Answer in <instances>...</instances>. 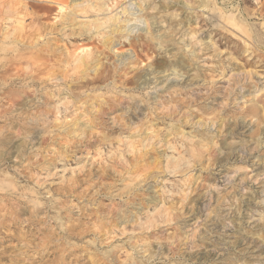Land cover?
<instances>
[{
  "label": "rangeland",
  "instance_id": "rangeland-1",
  "mask_svg": "<svg viewBox=\"0 0 264 264\" xmlns=\"http://www.w3.org/2000/svg\"><path fill=\"white\" fill-rule=\"evenodd\" d=\"M76 1L103 30L128 6ZM133 1L92 82L105 32L60 35L71 0H0V264H264V0Z\"/></svg>",
  "mask_w": 264,
  "mask_h": 264
},
{
  "label": "bare ground",
  "instance_id": "bare-ground-1",
  "mask_svg": "<svg viewBox=\"0 0 264 264\" xmlns=\"http://www.w3.org/2000/svg\"><path fill=\"white\" fill-rule=\"evenodd\" d=\"M126 1H128V6L127 7H122L120 10H117L116 11V13L115 14H113V15H111V17L109 18L110 20H111V23H110V25L107 27L108 29H106V30H103V25H104V22H100L99 20H98V18L96 19L97 21H96V26H90V27H87V25H85L84 23V25L83 24H79V26H77L76 24H77V19L79 18L78 17V14H79V11H81V2H79V1H76V0H71V2H72V4L68 7V8H66L65 7V9L64 8H62V6H63V4L61 5V7H60V11H63L62 13L64 14L63 15V17L62 18H60V28L59 29H57V28H55V29H57V31H58V33L61 35V34H65V32H66V29H69L70 30V33L69 34H72V36L74 35L75 37L76 36H79V37H87L88 36V38H93V37H96V35H93V34H95V32H94V29L95 30H97L98 31V29H100V32H101V30H103L104 32H105V35L104 36H102L101 37V41H100V43H101V45L103 46L102 47V49L100 50V51H93V53L90 55V57L88 58H86V57H84V56H81L80 57V59H79V64L85 69V70H90V72H92L93 73V75H96V77H94V79L92 80V82H94V80L96 79V78H98V79H101V78H105L106 76H107V74L106 75H104V74H102L101 72H99L98 70H99V68L101 67V65H102V58H103V56H102V54H103V52L105 51V50H107V51H109V52H111V53H118V52H116L117 50H114V47L116 46V44H118V45H124L125 44V42H127V43H130V39H129V37H130V35L134 32V29H135V27L137 26V24H136V20H140V19H138V17L139 16H137L139 13L137 12V11H139V12H141L140 10H142L141 9V5H139V3L138 4H136V2H134L133 0H126ZM244 1V0H243ZM247 1V0H246ZM102 2V1H101ZM56 3V2H55ZM247 3V2H246ZM58 4V3H57ZM249 4H251L252 5V3H249ZM249 4H247V5H249ZM67 5V4H66ZM88 6H90L91 8H92V10L93 11H95V12H102V11H104L105 9H107V6L105 5V3H102V4H100V6H97L96 7V4H95V2H94V0H88ZM112 8V7H111ZM86 9V8H85ZM97 9V10H96ZM91 10V9H90ZM111 11V10H110ZM247 11V10H246ZM83 12V11H82ZM8 13V14H7ZM10 13H17V11L15 10V11H12V9L11 8H7V10H6V12L3 14V19H7V21H8V19L10 18V16H9V14ZM61 13V14H62ZM92 13V12H91ZM102 14V13H101ZM124 14V15H123ZM245 14V13H244ZM88 15V14H87ZM83 16V15H82ZM122 17V18H121ZM107 18V19H108ZM150 19V18H149ZM56 22V21H55ZM57 23V22H56ZM55 23V24H56ZM92 23V22H91ZM94 23V22H93ZM95 24V23H94ZM76 25V26H75ZM148 26L149 24H145V26ZM58 27V26H57ZM149 30V29H151V26H150V28L148 27H146V30ZM20 32V31H19ZM52 32H54V30L53 29H51L50 31H49V33H52ZM93 32V33H92ZM137 32V31H136ZM149 32V35H150V31H148ZM1 33L3 34V35H7V36H9V35H14V29L9 33V31L7 30V28H3L2 29V31H1ZM53 35V34H52ZM20 36V35H19ZM155 36V35H154ZM160 36V35H159ZM160 38V37H159ZM155 39V38H154ZM164 40V39H163ZM172 40V39H171ZM163 42V41H162ZM49 43H50V41H49ZM175 43V42H174ZM56 44V43H55ZM51 46V45H50ZM59 48V47H58ZM50 49V48H49ZM65 49V48H64ZM89 49V48H88ZM52 50V49H51ZM61 50V49H60ZM63 50V49H62ZM66 51V50H65ZM60 53H62L61 51H60ZM59 53V54H60ZM65 53V52H64ZM121 53H123V52H121ZM55 54L53 53V56H54ZM62 55V54H61ZM68 55H69V53L65 56V59H63L65 62H67V60H68ZM70 56V55H69ZM125 54L123 53V55H119L118 54V58H117V64L119 65V64H124L125 62H126V60L128 59V57H126L125 58ZM57 57V56H56ZM61 57V56H60ZM131 57V56H130ZM73 58V57H72ZM3 59V58H2ZM53 60V59H52ZM181 63V62H180ZM59 64V63H58ZM116 64V63H115ZM183 64V63H182ZM125 65V64H124ZM178 65V64H177ZM121 66V65H120ZM79 67V66H78ZM114 68V67H113ZM117 68H119V66L117 67ZM170 69V68H169ZM175 69V68H174ZM171 70H172V68H171ZM175 71V70H174ZM99 72V73H98ZM160 72H162V71H155V72H150V74H152L153 76L151 77V79H154V81H156L157 82V80L159 79V78H161V77H163L161 74H160ZM172 72H173V70H172ZM114 73H115V71H114ZM126 73V72H125ZM175 73V72H174ZM121 74V73H120ZM142 75H140L139 76V78L141 77ZM99 77H101V78H99ZM115 78V77H114ZM138 78V79H139ZM143 78V77H142ZM149 81V80H148ZM114 83V82H113ZM142 83H147V78H144L143 80H142ZM114 84H116V83H114ZM168 85L169 84H167V85H165V88L166 87H168ZM159 87H161V86H159ZM162 88V87H161ZM170 92V91H169ZM169 95H170V93H169ZM90 97V96H89ZM154 98V97H153ZM98 99V98H97ZM86 100V99H85ZM88 100V99H87ZM99 100V105H98V108L93 112V114L94 115H92V117L93 116H95V117H98L99 119L101 118V115H103L104 114V112H105V107L106 106H108V108H109V103L107 104L105 101H104V99H98ZM84 101V100H83ZM86 102H88V101H86ZM85 102V103H86ZM67 104V103H66ZM76 104V103H75ZM90 104V103H89ZM88 104V105H89ZM81 105H83V104H81ZM85 105V104H84ZM91 106V105H90ZM93 106V105H92ZM107 108V109H108ZM85 109V108H84ZM87 109V108H86ZM89 109H91V108H89ZM83 110V109H82ZM94 110V109H93ZM86 111V110H85ZM90 111V110H89ZM92 111V110H91ZM80 114V113H79ZM100 116V117H99ZM82 118H83V116H81ZM90 117V116H89ZM84 120H87V119H84ZM96 120V119H95ZM85 122V121H84ZM98 122V121H97ZM100 122V121H99ZM194 124H198L201 128H203V125H204V123L203 122H201V121H199V120H197V121H195V122H193ZM203 123V124H202ZM151 124V123H150ZM82 125H84L83 126V128H81V126ZM89 125V123L88 122H85V123H82V122H80L79 120L78 121H73V122H71V124L69 125V126H67L66 128H65V130H66V133H68V135H70L71 133H78L77 135L79 136L80 134H82L83 132V130L84 129H87V127H89L88 126ZM149 125V124H148ZM150 126V125H149ZM205 126V125H204ZM77 127V128H76ZM78 127H80V129L82 130H78V131H75V129H78ZM145 127V126H144ZM175 127V126H174ZM206 127H208V126H206ZM128 128V127H127ZM149 128V127H148ZM147 128V129H148ZM176 128V127H175ZM147 129L145 128V130H143L141 133H139V134H137V135H130L129 137L131 138V137H137V141H138V144H140V145H143V143H144V140L147 138V134H148V131H147ZM61 130V129H60ZM115 130V129H114ZM203 130V129H202ZM182 132H184V131H182ZM58 133V132H57ZM155 134V133H154ZM184 134H187V136L188 137H194V135L192 134V133H184ZM66 135V134H65ZM86 135V134H85ZM201 135V134H200ZM65 137V136H64ZM81 137V136H80ZM195 137H197V136H195ZM204 137V136H203ZM83 138V137H82ZM193 139V138H192ZM198 139V138H197ZM200 140H202V139H200ZM204 140V139H203ZM83 141V140H82ZM210 141V140H209ZM197 142H198V140H197ZM201 142V141H200ZM167 143V142H166ZM163 145H164V143H163ZM133 147V149L135 150V153H137V152H139L140 153V155H139V157L141 158V157H143L145 154H147V151H149V150H147V146L146 145H144L143 146V149H144V151H142L141 149H140V147L138 148V145H132ZM168 147V146H167ZM66 148V147H65ZM150 148L152 149V150H154V151H156V149L154 148V145H151L150 146ZM68 150V149H67ZM157 152V151H156ZM136 156H137V154H136ZM139 158V159H140ZM147 158V157H146ZM157 159H158V157H156ZM144 159V158H143ZM158 161H160V160H158ZM157 163V162H156ZM40 253V252H39ZM44 253V252H43Z\"/></svg>",
  "mask_w": 264,
  "mask_h": 264
}]
</instances>
